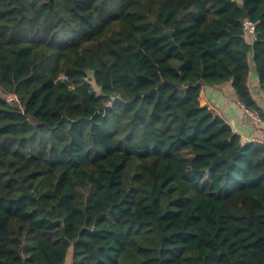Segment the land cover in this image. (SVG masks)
<instances>
[{
  "label": "trees",
  "instance_id": "1",
  "mask_svg": "<svg viewBox=\"0 0 264 264\" xmlns=\"http://www.w3.org/2000/svg\"><path fill=\"white\" fill-rule=\"evenodd\" d=\"M253 67L264 0H0V264H264Z\"/></svg>",
  "mask_w": 264,
  "mask_h": 264
},
{
  "label": "crops",
  "instance_id": "2",
  "mask_svg": "<svg viewBox=\"0 0 264 264\" xmlns=\"http://www.w3.org/2000/svg\"><path fill=\"white\" fill-rule=\"evenodd\" d=\"M249 80L253 94L264 101V90L260 88L257 82L254 67ZM199 101L202 106H207L214 114L223 117L244 142H249L264 132V117H260V115L254 117L246 111V108L237 98L231 82L214 86L204 85L200 92ZM262 109L264 111V107Z\"/></svg>",
  "mask_w": 264,
  "mask_h": 264
},
{
  "label": "built area",
  "instance_id": "3",
  "mask_svg": "<svg viewBox=\"0 0 264 264\" xmlns=\"http://www.w3.org/2000/svg\"><path fill=\"white\" fill-rule=\"evenodd\" d=\"M244 30L247 31V33L255 36V30H256V24L253 22V21H250V20H246L244 22ZM64 78H67L66 76H63ZM93 85L95 86V82H93ZM97 86V85H96ZM95 86V87H96ZM98 87V86H97ZM99 88V87H98ZM100 89V88H99ZM97 92H100L98 89L96 90ZM4 97L6 99L7 102L9 103H12V102H20L19 98H18V95L16 93H5L4 94ZM114 97L111 98L110 100L107 101L106 105L108 106H111L114 102ZM242 106H244L242 104ZM245 107V106H244ZM246 108V107H245ZM246 111L248 113H250L251 115H253L254 117H257V113L253 112V111H249V109L247 110L246 108ZM250 141H253L255 143H260V144H263L264 145V132L262 135L258 136V137H255V138H252Z\"/></svg>",
  "mask_w": 264,
  "mask_h": 264
},
{
  "label": "water",
  "instance_id": "4",
  "mask_svg": "<svg viewBox=\"0 0 264 264\" xmlns=\"http://www.w3.org/2000/svg\"><path fill=\"white\" fill-rule=\"evenodd\" d=\"M165 34H166V35H172V33H171L170 31H166ZM90 76L93 77L92 74H91ZM58 221H61V220H57L56 222H58Z\"/></svg>",
  "mask_w": 264,
  "mask_h": 264
},
{
  "label": "rangeland",
  "instance_id": "5",
  "mask_svg": "<svg viewBox=\"0 0 264 264\" xmlns=\"http://www.w3.org/2000/svg\"><path fill=\"white\" fill-rule=\"evenodd\" d=\"M95 86H96V85H95ZM95 86H94V89H95V90H97V89H98V90L100 91V89H99L97 86H96V87H95ZM66 264H71V259H70V260H68Z\"/></svg>",
  "mask_w": 264,
  "mask_h": 264
}]
</instances>
